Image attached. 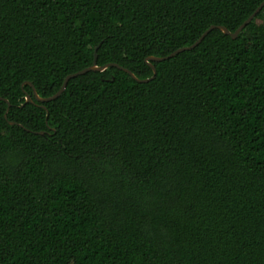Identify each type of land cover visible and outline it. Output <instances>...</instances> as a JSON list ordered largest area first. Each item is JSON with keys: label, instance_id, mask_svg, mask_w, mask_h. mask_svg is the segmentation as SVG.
Listing matches in <instances>:
<instances>
[{"label": "trees", "instance_id": "trees-1", "mask_svg": "<svg viewBox=\"0 0 264 264\" xmlns=\"http://www.w3.org/2000/svg\"><path fill=\"white\" fill-rule=\"evenodd\" d=\"M262 2L0 0V264H264Z\"/></svg>", "mask_w": 264, "mask_h": 264}, {"label": "water", "instance_id": "water-1", "mask_svg": "<svg viewBox=\"0 0 264 264\" xmlns=\"http://www.w3.org/2000/svg\"><path fill=\"white\" fill-rule=\"evenodd\" d=\"M264 7V2H262L256 9L255 11L241 24L239 25V27L234 31V32H229L224 26H220V25H211L209 26L205 31H203L200 36L198 37V39L196 41H194L191 45L189 46H186V47H182V48H179L173 52H171L170 54H168L167 56H162V57H149L148 60H152V61H162V60H165V59H168V58H171L172 56L182 52V51H187V50H191L193 49L194 47H196L202 40L203 38L208 34V32L211 30V29H219L222 33L226 34V35H229L231 38H236V36L239 34V32L249 23L251 22L257 15V13ZM95 51H96V48L94 50V58H93V61H92V65L90 67H86L84 69H81L77 72H74V73H71V74H68L63 82H62V85L60 86V88L51 96L49 97H45V98H41L39 97L35 90L33 89V86L26 82V84L30 85L32 87V91H33V95L35 96V99L37 101H40V102H48V101H51L55 98H57L64 90L65 86H66V83L68 82L69 79L73 78V77H76L78 75H81L87 71H103L104 69H106L107 67H116L118 68L119 70H122L124 72H126L132 79H134L135 81L137 82H147L149 81L150 79H152L155 75V68L152 64H149L150 67L152 68V71H153V75L150 77V78H146V79H138L130 70H128L127 68H124L120 65H118L117 63H108V64H105L103 66H96L95 62H96V54H95ZM26 101L28 102H31V99L29 96H26ZM10 106V104L7 102V108Z\"/></svg>", "mask_w": 264, "mask_h": 264}, {"label": "rangeland", "instance_id": "rangeland-1", "mask_svg": "<svg viewBox=\"0 0 264 264\" xmlns=\"http://www.w3.org/2000/svg\"><path fill=\"white\" fill-rule=\"evenodd\" d=\"M256 22L264 24V10H263V17L261 19L260 18L256 19Z\"/></svg>", "mask_w": 264, "mask_h": 264}]
</instances>
